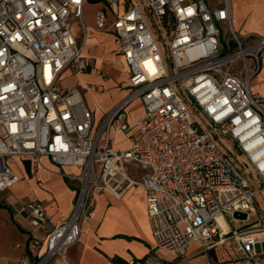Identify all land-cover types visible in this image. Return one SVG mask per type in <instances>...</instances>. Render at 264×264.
I'll use <instances>...</instances> for the list:
<instances>
[{"label": "built area", "instance_id": "1", "mask_svg": "<svg viewBox=\"0 0 264 264\" xmlns=\"http://www.w3.org/2000/svg\"><path fill=\"white\" fill-rule=\"evenodd\" d=\"M84 1L0 0V190L19 179L16 159L35 170L42 156L72 168L62 174L78 182L59 222L41 200L23 204L38 250L13 264H69L66 249L92 215L93 195L119 196L132 185L145 191L156 247L178 257L197 243L203 260L196 264H264V221L253 200L264 190V99L250 87L264 36L234 29L229 0H109L114 17L99 8L94 21L115 36L128 90L95 121L82 89L60 86L66 70L95 71L70 28L81 20ZM147 12L166 30V53ZM135 100L142 113L130 123ZM110 129L125 132L129 146L114 149ZM249 212L256 218L241 227L225 218L248 221ZM217 247L235 255L219 258Z\"/></svg>", "mask_w": 264, "mask_h": 264}, {"label": "crops", "instance_id": "2", "mask_svg": "<svg viewBox=\"0 0 264 264\" xmlns=\"http://www.w3.org/2000/svg\"><path fill=\"white\" fill-rule=\"evenodd\" d=\"M231 21L234 29L242 34L264 36V0H229ZM103 8L108 19L114 17L109 0H85L83 6ZM83 10V7H82ZM122 6L118 7V12ZM84 21L75 19L70 23L71 32L77 43H83L84 56L91 59L94 72L75 74L76 84L86 95V106L93 110L98 121L128 90L127 73L116 47L112 32L98 29L94 15ZM74 75L68 70L63 77ZM63 78V79H64ZM67 89L71 86H62ZM253 93L264 99V55L261 66L252 78ZM133 106L142 108L139 101ZM129 107V106H128ZM128 109V121L137 116ZM111 145L124 149L130 144L125 132L110 129ZM125 140L126 143L120 142ZM12 169L19 179L0 190V264H13L23 254H33L38 248L31 242V227L23 204L39 199L45 205L53 222L67 216L78 187L77 181L68 180L63 174L72 171L70 167H59L47 156L41 157V165L32 170L27 159H16ZM264 194V190L261 191ZM92 215L80 224L76 241L69 245L66 254L69 264H123L130 258L144 259L149 264H171L177 259L192 264L190 258L198 255L186 251L176 257L169 251L156 247L148 223L145 191L140 185H132L117 196L108 190L93 195ZM203 260V257L199 262ZM196 262V263H199ZM193 263V264H196Z\"/></svg>", "mask_w": 264, "mask_h": 264}, {"label": "rangeland", "instance_id": "3", "mask_svg": "<svg viewBox=\"0 0 264 264\" xmlns=\"http://www.w3.org/2000/svg\"><path fill=\"white\" fill-rule=\"evenodd\" d=\"M93 10H94V6H86V5L83 6L82 18L84 19V21L87 19V16H90L91 14H93ZM147 19L149 21L151 31H152L158 45L160 46L162 52L166 53L167 52L166 30H165V28H163L161 20L159 18H156L150 12H147ZM74 20L75 19H73L72 21H74ZM63 78L64 77L61 78L62 86L68 87V86L76 84L78 81V78L75 74L74 75L73 74L67 75L64 79ZM83 99L85 102L87 101L86 95H83ZM128 109L131 111L130 116L141 114V110L138 107L133 106V103H131L129 105ZM120 143L124 144V143H126V141L122 140ZM221 144H223L226 147V149L231 150L233 152L235 151L234 145L229 139H226V138L221 139ZM247 176H248V181H249V187H252V188L256 187L257 181L253 178L252 174H247ZM253 200H254V206H255L260 218L262 219V221H264V194H262L261 191L258 193H255ZM225 218H226V220L229 219L228 223L231 226H234L235 228H237V227L244 226V225L250 223L251 221H253L256 218V214L253 212H249V220L248 221L232 219L233 216L231 213L226 214ZM197 248H199V245L197 243H192L187 247V251L190 252V251L194 250L195 253H199ZM216 251L218 252L217 257H219V258L235 255V253H232L227 248L217 247ZM201 258H202L201 254L195 255V256L190 258V262L192 264L199 262L201 260Z\"/></svg>", "mask_w": 264, "mask_h": 264}, {"label": "water", "instance_id": "4", "mask_svg": "<svg viewBox=\"0 0 264 264\" xmlns=\"http://www.w3.org/2000/svg\"><path fill=\"white\" fill-rule=\"evenodd\" d=\"M233 215H235V216L238 215V216L241 217V218H245V216H246L245 213H238V212H234Z\"/></svg>", "mask_w": 264, "mask_h": 264}]
</instances>
